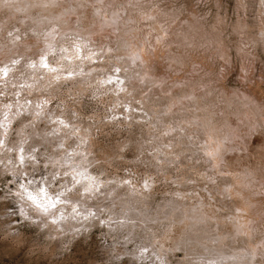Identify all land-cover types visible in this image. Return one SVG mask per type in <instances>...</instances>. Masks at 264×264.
<instances>
[{"label":"rangeland","instance_id":"obj_1","mask_svg":"<svg viewBox=\"0 0 264 264\" xmlns=\"http://www.w3.org/2000/svg\"><path fill=\"white\" fill-rule=\"evenodd\" d=\"M0 140V264H264V0H0Z\"/></svg>","mask_w":264,"mask_h":264},{"label":"snow or ice","instance_id":"obj_2","mask_svg":"<svg viewBox=\"0 0 264 264\" xmlns=\"http://www.w3.org/2000/svg\"><path fill=\"white\" fill-rule=\"evenodd\" d=\"M44 63L42 64V67L44 68H49V64L47 63V58H44ZM51 71H55V69H50ZM117 71H119L117 69ZM4 75L7 76V71H4ZM73 74L70 73L67 78H71ZM104 83L107 84H113L115 81L113 80H106ZM37 107H40V105H37ZM41 113L37 112L36 116L37 118H40ZM7 119V117H5ZM60 125L63 127L67 128L68 125L64 123L63 120L59 121ZM33 125H27L26 127H31ZM9 133L5 131L4 135L7 136ZM21 134H23V130H21ZM4 144V140H0V145ZM63 147V145H61ZM23 151V149H21ZM69 158H71L72 153H68ZM32 159H36V157H32ZM21 163H24V157H20ZM68 176L70 179L68 181L69 184H71V187L65 186L63 191L59 193H54L53 196L48 195V191L46 188H40L36 195H33L31 192H28L27 188L24 185H21V188L24 189L23 192L18 193L19 198L22 200L30 201L31 205L35 206V209L37 211H42L44 213H48L50 209L55 208L57 203H63L67 202L66 200H61V197H66L68 195H72L74 197H79L80 199H86L90 198L95 194H99L102 192V186L98 182V180L95 177L92 176H84V174L80 171H74V173H70L67 170L60 172L58 174H52L49 178L46 179H51L59 183V179L62 177ZM78 176H84L83 179H77ZM33 181L29 180L28 184H32ZM130 183L128 180H124L123 184H128ZM149 185L147 182H145V187L147 188ZM82 189V191H81ZM47 198V199H45ZM73 212L79 216V212H77V209L74 207ZM88 216L95 217L96 213L92 211H88ZM87 217H85L86 219ZM53 223H55V220H53ZM146 250V249H145Z\"/></svg>","mask_w":264,"mask_h":264},{"label":"bare ground","instance_id":"obj_3","mask_svg":"<svg viewBox=\"0 0 264 264\" xmlns=\"http://www.w3.org/2000/svg\"><path fill=\"white\" fill-rule=\"evenodd\" d=\"M69 200V199H68ZM67 201V200H66ZM72 201V200H71ZM66 203V202H65ZM75 203V202H74ZM60 205V204H59ZM35 208V207H34ZM54 209V208H53ZM77 209V208H76ZM88 209V208H87ZM95 210V209H94ZM53 211V210H52ZM123 211V210H122ZM74 213V212H73ZM124 213H125V209H124ZM126 213H127V211H126ZM124 215H126V214H124ZM123 215V216H124ZM119 217V216H118ZM128 217V218H127ZM126 217V220H128L129 218H130V216H129V214H128V216ZM116 218H117V216H116ZM120 218L122 219L123 217L122 216H120ZM124 218H125V216H124ZM123 220V219H122ZM115 221H117L116 219H115ZM115 221H114V223H115ZM120 221V220H119ZM113 224V222L111 223V222H108V225H112ZM122 224H123V221H122ZM114 225V224H113ZM124 225V224H123ZM219 242V241H218ZM221 245V244H220ZM147 248V247H146ZM149 248V247H148ZM150 249H152V248H150ZM248 250V249H247ZM154 251V250H153ZM252 252V251H251ZM142 253V252H141ZM154 253V257L155 258H157L155 261H153V263L152 264H164L165 263V260H163V259H161V257H160V255L159 254H156L155 252H153ZM142 257V256H141ZM224 257V256H223ZM226 257V258H225ZM224 258H222V257H219V259H215V260H213V259H210V258H207V260H208V264H233L232 263V260H229V258L227 259V257H229L228 255L227 256H225ZM149 258V257H148ZM244 259L240 256V255H238L236 258H235V264H244ZM255 261V260H254ZM253 262V261H252ZM249 264H251L250 263V261H249ZM256 264V263H255Z\"/></svg>","mask_w":264,"mask_h":264}]
</instances>
